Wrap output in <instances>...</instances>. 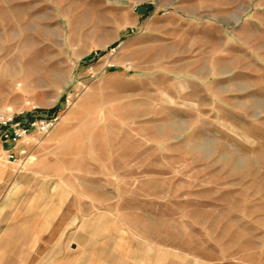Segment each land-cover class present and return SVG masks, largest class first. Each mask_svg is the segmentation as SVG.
Masks as SVG:
<instances>
[{
	"label": "rangeland",
	"instance_id": "374dc122",
	"mask_svg": "<svg viewBox=\"0 0 264 264\" xmlns=\"http://www.w3.org/2000/svg\"><path fill=\"white\" fill-rule=\"evenodd\" d=\"M156 1L0 0V111L59 116L0 161L3 249L48 211L39 250L87 264H264V3L231 26Z\"/></svg>",
	"mask_w": 264,
	"mask_h": 264
},
{
	"label": "crops",
	"instance_id": "0c3cea01",
	"mask_svg": "<svg viewBox=\"0 0 264 264\" xmlns=\"http://www.w3.org/2000/svg\"><path fill=\"white\" fill-rule=\"evenodd\" d=\"M226 2V3H225ZM264 0H157V10L161 15L175 14L181 18L194 20H226L233 19V23H226L231 26L242 25L246 23L247 14L257 15L262 12ZM251 11L253 13L251 14ZM0 177H6L5 172H0ZM45 220L50 214L48 211L42 212ZM101 218V217H100ZM99 216L94 217L93 221H98ZM48 221V220H47ZM42 224L31 225L28 232L21 238L22 246H16L12 250L3 249L0 246V264H87L88 261L82 260L76 254L62 256L61 252L55 250L56 243L52 240V249L40 251V235L45 231ZM2 247V248H1ZM3 249V250H2ZM100 261V262H99ZM101 260L89 262V264H98Z\"/></svg>",
	"mask_w": 264,
	"mask_h": 264
},
{
	"label": "built area",
	"instance_id": "2783aa9c",
	"mask_svg": "<svg viewBox=\"0 0 264 264\" xmlns=\"http://www.w3.org/2000/svg\"><path fill=\"white\" fill-rule=\"evenodd\" d=\"M36 110L31 106L18 113L0 111V157L16 170L31 158L59 122L58 114L33 115Z\"/></svg>",
	"mask_w": 264,
	"mask_h": 264
},
{
	"label": "bare ground",
	"instance_id": "6f19581e",
	"mask_svg": "<svg viewBox=\"0 0 264 264\" xmlns=\"http://www.w3.org/2000/svg\"><path fill=\"white\" fill-rule=\"evenodd\" d=\"M3 160L1 157H0V161ZM30 160V159H29ZM4 161V160H3Z\"/></svg>",
	"mask_w": 264,
	"mask_h": 264
}]
</instances>
